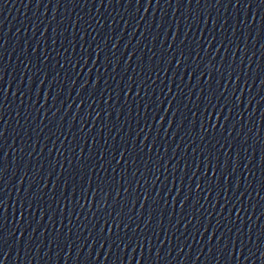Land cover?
Listing matches in <instances>:
<instances>
[{"label": "water", "instance_id": "water-1", "mask_svg": "<svg viewBox=\"0 0 264 264\" xmlns=\"http://www.w3.org/2000/svg\"><path fill=\"white\" fill-rule=\"evenodd\" d=\"M170 264H264V0H222Z\"/></svg>", "mask_w": 264, "mask_h": 264}]
</instances>
